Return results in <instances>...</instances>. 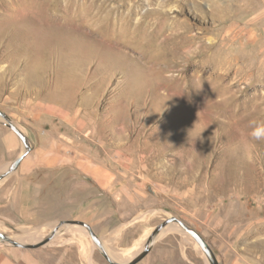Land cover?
Masks as SVG:
<instances>
[{"label":"rangeland","instance_id":"rangeland-1","mask_svg":"<svg viewBox=\"0 0 264 264\" xmlns=\"http://www.w3.org/2000/svg\"><path fill=\"white\" fill-rule=\"evenodd\" d=\"M0 111L30 148L1 118L0 177L34 189L0 220L18 249L109 264L75 221L121 263L208 264L176 218L264 264V0H0Z\"/></svg>","mask_w":264,"mask_h":264},{"label":"crops","instance_id":"crops-1","mask_svg":"<svg viewBox=\"0 0 264 264\" xmlns=\"http://www.w3.org/2000/svg\"><path fill=\"white\" fill-rule=\"evenodd\" d=\"M9 141L12 143L13 137H9ZM4 179L0 180V220L10 223L28 221L33 211L30 207L33 203V186L31 183H3ZM0 264L44 263L37 257L36 253L13 247L0 249Z\"/></svg>","mask_w":264,"mask_h":264},{"label":"water","instance_id":"water-1","mask_svg":"<svg viewBox=\"0 0 264 264\" xmlns=\"http://www.w3.org/2000/svg\"><path fill=\"white\" fill-rule=\"evenodd\" d=\"M0 118L4 120V124L17 136V138L20 140L21 144L23 145L25 152H28L30 150L28 140L27 138L13 125L10 123L8 120L7 116L0 111ZM23 155L17 157L8 167L6 171V176L9 175L10 173L14 172L16 168L18 167ZM4 177H0V180H2ZM171 223L175 222L176 225L182 230V232L188 234L194 242L197 244L199 249L202 251L204 254L205 258L207 259L209 264H218L216 261V258L209 247V245L204 241L201 235H199L196 231L185 225L183 222L176 218H171L170 221ZM67 225H78L81 227H84L88 235L93 242V244L98 247V249L101 251L104 259L109 263V264H120L117 262H114L110 259V257L103 251L102 244L100 243V239L94 234L92 231L91 227L83 222H75V221H61L58 223L57 228L60 229L61 227L67 226ZM0 240L10 244L12 247L15 248H24V249H34L37 248V244H23L20 242H16L8 238L7 236L3 235L0 233ZM149 252V247L146 246L144 249L136 255L131 261L125 264H137L142 258L145 257V255Z\"/></svg>","mask_w":264,"mask_h":264},{"label":"bare ground","instance_id":"bare-ground-1","mask_svg":"<svg viewBox=\"0 0 264 264\" xmlns=\"http://www.w3.org/2000/svg\"><path fill=\"white\" fill-rule=\"evenodd\" d=\"M1 119V118H0ZM2 181V180H1ZM53 225V224H52ZM51 226V225H50ZM168 226H172V225H168ZM167 226V227H168ZM54 228H55V226H53ZM164 228L163 230H162V232L161 233H159L156 237H159L161 234H164L165 232H167L168 231V228ZM175 227H176V225H175ZM53 228V229H54ZM170 228H172V227H169V229ZM176 228H178V226L176 227ZM60 229H64L63 227H61ZM57 230H59V229H57ZM59 231H56V234L58 233ZM103 247V246H102ZM106 249H107V246H106ZM106 249H104V247H103V251L110 257V259L112 260V261H114V262H118V261H116V260H119V259H125L126 257H130V256H126V254H127V251H125V252H119V253H117V254H115L116 255V260H115V258H112L108 253H111V254H114L113 253V251H110L109 249H107V251H106ZM142 250V249H141ZM141 250H139L135 255H137ZM134 255V256H135ZM133 256V257H134ZM119 261H122V260H119ZM206 261H207V259H206ZM129 262V261H128ZM208 262V261H207ZM118 263H120V264H124V263H127V262H124V263H121V262H118ZM209 264V263H208Z\"/></svg>","mask_w":264,"mask_h":264}]
</instances>
